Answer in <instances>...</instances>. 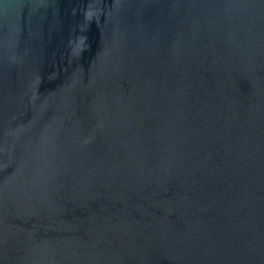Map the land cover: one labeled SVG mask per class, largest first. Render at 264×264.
<instances>
[{
    "label": "water",
    "instance_id": "95a60500",
    "mask_svg": "<svg viewBox=\"0 0 264 264\" xmlns=\"http://www.w3.org/2000/svg\"><path fill=\"white\" fill-rule=\"evenodd\" d=\"M0 264H264V0H0Z\"/></svg>",
    "mask_w": 264,
    "mask_h": 264
}]
</instances>
